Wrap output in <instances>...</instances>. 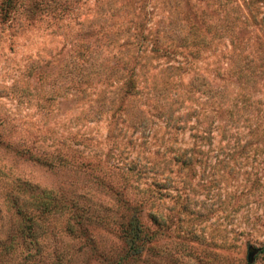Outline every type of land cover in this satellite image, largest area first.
I'll return each instance as SVG.
<instances>
[{"label": "rangeland", "instance_id": "obj_1", "mask_svg": "<svg viewBox=\"0 0 264 264\" xmlns=\"http://www.w3.org/2000/svg\"><path fill=\"white\" fill-rule=\"evenodd\" d=\"M40 3L0 10V264H264V0ZM22 181L135 215L139 253L116 224L69 235L67 211L26 248Z\"/></svg>", "mask_w": 264, "mask_h": 264}, {"label": "trees", "instance_id": "obj_2", "mask_svg": "<svg viewBox=\"0 0 264 264\" xmlns=\"http://www.w3.org/2000/svg\"><path fill=\"white\" fill-rule=\"evenodd\" d=\"M39 1L43 3V0H25V2L24 0H1V17L3 19L10 17L11 14H13V12H15L19 7L23 8V10L25 11V15L32 16L35 11H40L45 8L40 6L41 3ZM212 34H215V29L212 31ZM191 36V39L194 40V45L206 44V42L202 38L195 39L197 35L194 32L191 33ZM132 58L135 59V56H133ZM134 63H136V61H134ZM243 65L246 71H241L238 68L236 70V79L239 80L241 78L243 80V83H247L252 78V75H255L257 73V71L255 69V66L250 64L249 60L247 61V63H243ZM129 71H131L130 73L132 74L133 68H131ZM123 84H125V93H133L132 87L134 85L131 78H129L128 81L124 82ZM248 100L249 96L240 95L239 101L241 102V109H245L251 106ZM253 130H257V128ZM58 158V163H55L56 161L52 160L46 161L45 159H40V162L47 166L55 167L57 164L62 165L65 162L64 159H61L62 157ZM98 181L100 183H104L103 177L100 176V178H98ZM19 185H17V187L21 189V191L28 190V194L31 199H20L17 195L14 194H7L6 198L9 200L15 213L20 218V224L17 227L18 238L22 245H24L26 248H29V245L37 243L36 237L40 233H42V230L38 231L40 230V224L38 223V221L41 220V218L50 213H62L64 211H67L70 214V218L73 219L72 222H65L64 230L69 235H73L75 233L74 224H78L80 226L85 225V223L89 222H94L106 226L116 224L119 232L128 245L130 254L136 255L139 253L140 248L144 242L143 235H141V233L143 232V226L141 225V223H139L135 215L131 214L126 219H124V214H120L117 219L103 214L100 215L95 212L96 209L89 207V205L78 202V199L82 198V194H77L74 198L68 199L67 204L63 201L61 193L53 192L52 190H44L42 188H38L35 185H29L24 181L19 183ZM112 185L113 184H107L109 189L115 190V193H121V190H119V184H116V189H114L115 185ZM84 200L87 199L84 198ZM122 201L125 202V200ZM55 260H60L57 254L55 255Z\"/></svg>", "mask_w": 264, "mask_h": 264}]
</instances>
